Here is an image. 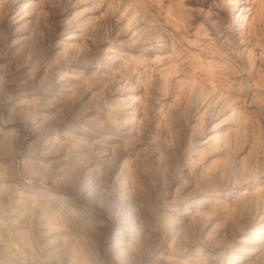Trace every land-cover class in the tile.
Here are the masks:
<instances>
[{
    "label": "rangeland",
    "instance_id": "rangeland-1",
    "mask_svg": "<svg viewBox=\"0 0 264 264\" xmlns=\"http://www.w3.org/2000/svg\"><path fill=\"white\" fill-rule=\"evenodd\" d=\"M262 213L264 0H0V234L47 264H264Z\"/></svg>",
    "mask_w": 264,
    "mask_h": 264
},
{
    "label": "clouds",
    "instance_id": "clouds-1",
    "mask_svg": "<svg viewBox=\"0 0 264 264\" xmlns=\"http://www.w3.org/2000/svg\"><path fill=\"white\" fill-rule=\"evenodd\" d=\"M0 264H47L39 258L29 243L28 232H17L9 225L6 233L0 234Z\"/></svg>",
    "mask_w": 264,
    "mask_h": 264
},
{
    "label": "bare ground",
    "instance_id": "bare-ground-1",
    "mask_svg": "<svg viewBox=\"0 0 264 264\" xmlns=\"http://www.w3.org/2000/svg\"><path fill=\"white\" fill-rule=\"evenodd\" d=\"M236 4H237V2L234 1L233 2V8L231 9L230 12H233V14L235 15V19L237 21V27H236L234 32L239 34V33H241V31L244 28V18L247 15L246 12L248 11V8H242V7L241 8H239V7L236 8L235 7ZM74 30L75 31H71L69 33L64 34L62 36V40H61L60 43H63V44H70L71 43L72 44L74 39L77 38L76 30H78V29H74ZM211 139H213V136H211ZM204 142H206V140L202 141V143H204ZM234 189H235L234 191L239 189L238 190L239 194H243V192H245L244 189L237 188V186ZM262 216H264V213H262ZM262 216H261V214L259 215V217H262ZM248 232H249V234H251L250 237H252L254 239L256 238L257 242L261 241L264 238V223L260 224L258 227H253V228L249 229ZM233 260H229V262L232 264L233 262H235Z\"/></svg>",
    "mask_w": 264,
    "mask_h": 264
}]
</instances>
